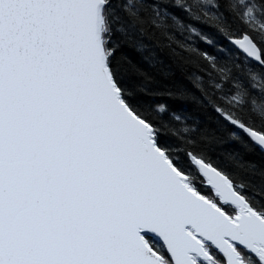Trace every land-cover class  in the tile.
I'll return each mask as SVG.
<instances>
[{
    "label": "snow or ice",
    "instance_id": "obj_1",
    "mask_svg": "<svg viewBox=\"0 0 264 264\" xmlns=\"http://www.w3.org/2000/svg\"><path fill=\"white\" fill-rule=\"evenodd\" d=\"M0 264H264V0H0Z\"/></svg>",
    "mask_w": 264,
    "mask_h": 264
}]
</instances>
